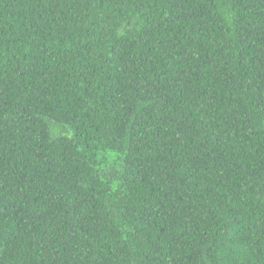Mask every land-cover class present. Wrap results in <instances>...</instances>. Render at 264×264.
I'll return each mask as SVG.
<instances>
[{"label":"trees","instance_id":"obj_1","mask_svg":"<svg viewBox=\"0 0 264 264\" xmlns=\"http://www.w3.org/2000/svg\"><path fill=\"white\" fill-rule=\"evenodd\" d=\"M0 264H264V0H0Z\"/></svg>","mask_w":264,"mask_h":264}]
</instances>
